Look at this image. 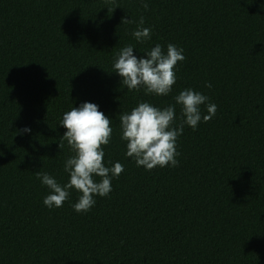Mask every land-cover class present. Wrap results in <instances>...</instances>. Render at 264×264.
Masks as SVG:
<instances>
[{
    "label": "trees",
    "instance_id": "1",
    "mask_svg": "<svg viewBox=\"0 0 264 264\" xmlns=\"http://www.w3.org/2000/svg\"><path fill=\"white\" fill-rule=\"evenodd\" d=\"M169 43L185 56L169 95L113 72L123 47L139 58ZM189 88L216 115L184 126L178 166L138 167L119 115ZM84 102L111 120L105 166L124 170L88 212L73 209L76 190L49 209L36 173L68 182L60 122ZM0 264H264V0H0Z\"/></svg>",
    "mask_w": 264,
    "mask_h": 264
},
{
    "label": "clouds",
    "instance_id": "2",
    "mask_svg": "<svg viewBox=\"0 0 264 264\" xmlns=\"http://www.w3.org/2000/svg\"><path fill=\"white\" fill-rule=\"evenodd\" d=\"M143 7L147 10L148 3L144 2ZM122 23L134 21L122 19ZM143 25L144 18L141 17L139 25L132 32L138 42L151 38V29ZM133 49L132 45L123 47L113 64V72L121 77L122 84L129 91L142 88L146 95H169L176 83L175 66L185 59L183 49L169 43L165 52L160 44H156L139 58L133 54ZM205 86L212 87L210 83ZM208 100L206 95L189 88L174 97L175 104L163 109L141 102L130 113L120 114L121 139L127 142L126 156L146 170L178 166L177 139L183 134L184 126L196 129L202 120L208 122L216 115L217 105L208 103ZM177 105L181 109V122L174 126ZM202 105L206 106L207 114L202 112ZM60 125L67 130L62 141L66 140L74 153L64 165L70 178L62 185L48 173L37 172V178L49 189L43 203L49 209L60 208L69 199L71 191L76 190L81 195L72 205L73 209L78 213L88 212L96 203L94 196H108L112 191V179L118 178L124 170L119 162L112 167L104 163L102 146L108 145L112 137L111 120L99 110L98 105L84 102L65 112ZM30 131L28 127L19 130L20 134ZM62 146V143L59 144V148Z\"/></svg>",
    "mask_w": 264,
    "mask_h": 264
}]
</instances>
